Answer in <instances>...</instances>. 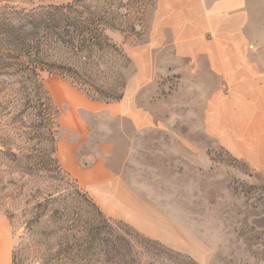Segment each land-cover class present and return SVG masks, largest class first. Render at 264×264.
<instances>
[{
    "label": "rangeland",
    "instance_id": "1",
    "mask_svg": "<svg viewBox=\"0 0 264 264\" xmlns=\"http://www.w3.org/2000/svg\"><path fill=\"white\" fill-rule=\"evenodd\" d=\"M156 1L0 0V52L31 43L57 109L55 134L38 128L31 107L16 105L27 101L18 76L0 61V213L10 223L12 264H101L85 262L83 254L64 257L65 230L87 235L99 218L66 172L64 148L76 150L80 165L103 157L174 225L165 240L144 234L154 242L139 240L149 251L138 245L144 257L133 264H264V173H252L203 133L200 99H190L184 61L168 45L153 51L155 78L138 90L136 102L166 115L179 137L134 132L124 119L84 108L116 101L109 94L123 96L136 72L129 53L148 41ZM250 7L252 20L264 24V0H250ZM83 37L94 42L91 50L70 47L71 38ZM75 113L88 126L84 139L68 128Z\"/></svg>",
    "mask_w": 264,
    "mask_h": 264
},
{
    "label": "crops",
    "instance_id": "2",
    "mask_svg": "<svg viewBox=\"0 0 264 264\" xmlns=\"http://www.w3.org/2000/svg\"><path fill=\"white\" fill-rule=\"evenodd\" d=\"M167 45L184 61L181 73L187 76L181 79L189 81L190 99H200L203 133L244 161L252 173H264V24L252 20L250 0H157L148 41L129 53L136 72L123 96L84 108L103 109L111 117L124 119L134 132L156 129L178 136L166 115L157 117L136 102L138 90L155 78L153 51ZM70 118L73 122L68 128L84 139L88 126L82 115ZM75 153L73 148L62 150L66 172L100 211L149 237L167 239L165 234L174 225L142 200L119 171L103 157L80 165ZM0 264H12L10 223L2 213Z\"/></svg>",
    "mask_w": 264,
    "mask_h": 264
},
{
    "label": "trees",
    "instance_id": "3",
    "mask_svg": "<svg viewBox=\"0 0 264 264\" xmlns=\"http://www.w3.org/2000/svg\"><path fill=\"white\" fill-rule=\"evenodd\" d=\"M71 40L70 47L74 50H91L94 47V42L91 40L86 43L84 37L76 41L73 38ZM39 58L38 53L33 51L32 44L24 42V40L13 45L12 49L3 48L0 52V61L4 62L5 71H11L12 74L18 76L19 87L27 100L21 104L17 102V107L25 108L27 105L30 106L31 111H34L36 114L38 128L40 127L48 131L53 130L55 134L57 109L37 73L41 69L38 65ZM60 67L63 69L65 66ZM69 69L71 68H67V70ZM106 97L118 100L122 97V94H109ZM54 152L55 149L53 148L51 157L56 163L57 168L61 170L54 159ZM12 153L14 155V152ZM75 188L78 190L79 186L75 185ZM93 205L96 207L94 203ZM97 212L99 218L93 227V232L84 235V231L81 230L82 228L65 230L67 234H64L63 238L68 252L64 257L68 261H74L83 254V257L80 259L85 260V262L93 260L101 264L138 263L140 261L138 258L144 257V251L138 245L142 246V249L149 251V247L146 244H139V240H142L144 243L153 240L127 223L105 216L99 208H97ZM115 222L120 223L121 227L117 225L113 227V223ZM136 238L137 240H135ZM155 243L160 244L158 241H155ZM155 252L158 251L156 250Z\"/></svg>",
    "mask_w": 264,
    "mask_h": 264
}]
</instances>
